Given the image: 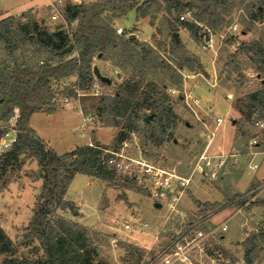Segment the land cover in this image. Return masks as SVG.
Segmentation results:
<instances>
[{"label":"rangeland","instance_id":"obj_1","mask_svg":"<svg viewBox=\"0 0 264 264\" xmlns=\"http://www.w3.org/2000/svg\"><path fill=\"white\" fill-rule=\"evenodd\" d=\"M68 1L88 3L94 0H64L56 8H52V0H0V19L9 15L17 18L22 13H27L39 27L48 31L61 28L69 30L74 23L67 25L62 17L63 6ZM178 1L183 4L184 10L180 12L173 10L171 15L165 12L163 0L137 1L136 10H133L136 15L145 11L144 18L152 26V33L147 22L135 21L133 11L128 12L119 24L113 25L114 29L120 26L125 33L132 32L135 30L134 27H137L141 39L147 40L151 34L150 42L156 53L153 55L155 63L147 69V79L166 87L169 102L176 115L171 128L172 139H165L157 144L132 137L127 140L123 152L128 156H142L166 168L175 169L181 174L189 173L193 160L206 147L211 154L224 151L235 154V157H228L214 179L195 176L174 211H170L165 203L155 207L153 201L157 200L143 189L138 191L126 189L118 184L104 182L84 174L75 175L66 192V197L72 201L75 210H57L56 214L85 226L93 236L95 234L100 255L106 264H146L171 243L173 236L176 237L187 225L195 222L196 226L205 232L219 226L213 236L203 240L201 248L194 249L198 259L195 264H244L243 240L257 231L263 223L264 179L258 178L264 175L263 155L253 159L259 168L249 170L258 177L252 175L249 184L242 183L244 170H247L250 164H255L251 159L252 152L264 149L251 142L253 139L256 141L262 139V128L245 121L248 110L243 97L260 85V78L256 74L257 65L253 63L251 54L244 52L240 45L242 42H257L264 46V0H221V4L214 9H211L209 1ZM256 6L262 7L263 12L262 15L252 18L250 11L255 13ZM197 13H202L206 21L216 20V25L210 27L213 35L212 47L203 48L204 40L200 43L192 40L198 51H214L212 55L216 73L212 93L216 98L211 96L210 85L203 79H197L193 94L200 103L197 105L189 99L187 101L189 106L184 93L191 90L190 86L184 83L181 73L183 69L180 71L174 68L176 60L169 53L171 45L169 22H173L181 14H187L188 19H192ZM233 25L237 26L235 30L231 28ZM181 29L186 30L179 27L178 31ZM182 37L190 45L187 34L182 33ZM105 56L111 58L110 62L99 63L103 73L110 77L113 84L118 82L115 77V71H119L118 69L124 77L130 75L131 66L127 62L123 63L119 51H108ZM12 57H16L18 64L25 62L37 64L46 58L45 54L38 52L36 47L30 44L23 45L13 55H9L0 42V69L7 70L12 67ZM201 59L204 66L211 69L210 59L205 57L204 53L201 54ZM179 76L181 83L178 85L174 82ZM73 83L75 78L65 81L59 87L61 89L63 85H67L69 88ZM168 88H176L177 92L171 93ZM55 93L53 106L59 109L58 112L46 117L42 115V118L34 119V122H39L45 128L50 140L48 144L56 152H65L87 141V134L94 131L92 139L88 142L92 144L98 143L95 140L110 141L109 144L113 142L118 128L103 127L96 113L100 95L95 96L87 92L81 96L71 97L70 105H64L62 99L69 95L68 92L57 90ZM109 93L105 86L103 94ZM230 107L234 110L231 114ZM79 108L86 117L85 121L78 112ZM209 109L213 111L214 117L225 119L216 132L218 142L223 141L222 136L231 134L230 125L236 132L234 125L236 120L244 123L248 135L234 137L231 145L225 143L222 148L214 141L209 144V132L215 131L216 128L209 115ZM238 109L244 114L241 115ZM13 123L14 117L9 122L2 123L0 128L11 126ZM3 146L4 143L0 144V152L4 151ZM0 171L2 173L0 226L16 247L11 257L36 259L42 255L38 242L25 235L26 226L35 207V197L41 188L39 166L34 158L21 155L18 160H9L7 164L0 166ZM117 179L124 180L122 177ZM236 193L243 195L242 206L232 204L231 199ZM121 198H126L127 201ZM195 201L200 205H196ZM203 207L206 209L202 210ZM132 210L137 221L132 220ZM77 218L80 220L76 221ZM143 220L149 221L151 226L145 233H140L138 223ZM125 223L131 228L125 229ZM222 223L227 226L226 231L221 230ZM155 236L159 238L157 243H154ZM192 255L193 252L190 253V257ZM9 257L0 255V264ZM253 264H264V247L259 251Z\"/></svg>","mask_w":264,"mask_h":264},{"label":"trees","instance_id":"obj_2","mask_svg":"<svg viewBox=\"0 0 264 264\" xmlns=\"http://www.w3.org/2000/svg\"><path fill=\"white\" fill-rule=\"evenodd\" d=\"M138 0H94L88 3L66 2L63 15L67 25H74L48 31L39 27L27 13L19 17L9 15L0 19V42L6 53L13 55L23 45L30 44L46 58L37 64L25 62L18 64L16 57L13 65L7 70L0 69V121L6 123L15 117L14 125L0 128V142L10 130H15V137L4 151L0 152V166L9 160H18L21 155L34 158L39 166L42 183L35 197V207L26 226V237L38 242L42 255L36 259L11 257L16 247L0 226V255L10 256L3 264H106L100 255L95 234L83 225L68 221L57 215V210L74 211L72 201L65 199L68 186L75 174H84L104 182L118 184L126 189L142 190L133 181H119L107 161L110 154L103 149L117 151L123 142L131 139L134 133L141 141L150 140L161 143L172 139V126L176 117L169 102V93L164 85H158L147 79V69L155 63L153 55L156 49L151 43L139 41L136 37L123 38L115 34L113 20L121 18L128 11L135 9ZM211 2V9L221 4V0H204ZM168 15L173 10H184L178 0H163ZM263 9L256 6L251 17L262 15ZM145 11L137 16L144 17ZM26 17V19H24ZM171 45L169 53L176 60L177 70L204 69L198 57L189 52L179 37L173 36L179 27L186 29L189 37L196 43L203 40L202 28L213 27L216 20H205L202 13L192 19L180 20L179 16L169 22ZM69 45L71 49L64 50ZM240 48L250 53L259 75L260 85L247 92L244 104L247 108V123L264 122V46L257 43L242 42ZM108 51H119L123 63L131 66L130 75L114 83L112 94L100 95L96 113L103 126L118 128L111 144L96 143L76 146L64 153H57L47 145L29 125V118L34 112L45 109L48 113L55 110L56 91H66L68 96L75 97V88L84 89L93 78L94 57H106ZM121 71L120 69H118ZM75 77L70 87L60 84L66 78ZM181 83V76L174 82ZM69 86V85H68ZM74 86V87H73ZM241 115L243 111L238 109ZM148 116L147 120L144 117ZM235 137L247 136L243 122L236 120ZM263 135L256 146L264 149ZM105 160V163H102ZM0 171V182H1ZM125 202L126 198H121ZM232 204L242 206L243 195L236 193ZM196 205H200L195 201ZM206 209L205 207L201 208ZM244 264H253L259 251L264 247V217L262 226L243 240Z\"/></svg>","mask_w":264,"mask_h":264},{"label":"built area","instance_id":"obj_3","mask_svg":"<svg viewBox=\"0 0 264 264\" xmlns=\"http://www.w3.org/2000/svg\"><path fill=\"white\" fill-rule=\"evenodd\" d=\"M64 0H52V8L61 5ZM61 13L59 12V16ZM64 18V15L62 14ZM180 20L188 19L187 14L179 15ZM65 20V19H64ZM73 24V23H72ZM231 28L235 30L236 25H233ZM116 34H123L126 37L130 36L132 33H125L123 28L116 27ZM202 36L204 43L202 44L203 48L212 47L213 35L209 27L203 26ZM102 82L94 74L92 81L84 89L75 88V97L81 96L87 92L95 96L102 95L105 90V86L109 89L110 93L114 92V86ZM74 87V86H73ZM168 91L171 93L177 92L175 88H168ZM73 96H65L62 99L64 105H70V100ZM192 102L197 104L196 98H191ZM187 102V100L185 99ZM190 106V104L187 102ZM78 112L82 114V110L79 108ZM17 116H14V118ZM85 120L86 117H83ZM222 119L220 117H213V122L215 126L221 123ZM84 124H82L83 127ZM255 125L262 128L264 122L257 121ZM214 131L209 132V137H212ZM131 137L135 138L136 135L131 133ZM255 144L257 141L253 139L251 141ZM9 145V144H8ZM4 145L2 148L7 147ZM88 145L94 146L91 142H88ZM127 145V141L123 142L119 150L113 151L110 149H103L104 152L109 153V159L107 163L112 166L118 178L129 179L133 181L138 187L147 191L149 195L157 200L156 202L165 203L167 208L170 211L177 209V205L182 197V195L190 188L194 177L199 176L207 179H214L219 171L224 167L228 157H235V154H229L227 152L221 151L219 153L211 154L208 152L207 147L203 150L192 162L190 171L187 174H181L175 169H169L162 165H159L155 162L149 161L142 156L133 157L126 155L123 150L124 146ZM102 163H105L103 160ZM252 168H256V164L249 165ZM222 231L227 230V226L222 223L220 225ZM125 229H130V225L125 223ZM150 228L147 222L138 223V231L145 233L146 230ZM218 227H213L207 232L203 231L201 228H198L195 223H190L185 227L183 231L177 233L176 237L173 236V239L167 247H165L160 253L156 254L152 260L146 264H195L197 261V255L195 248H201L203 245V240L213 236ZM159 242L158 236H155L154 243ZM193 252L194 255L190 257V253Z\"/></svg>","mask_w":264,"mask_h":264},{"label":"crops","instance_id":"obj_4","mask_svg":"<svg viewBox=\"0 0 264 264\" xmlns=\"http://www.w3.org/2000/svg\"><path fill=\"white\" fill-rule=\"evenodd\" d=\"M130 11H133L134 12V14H135V21L136 22H140V21H145V22H147L148 23V21H146V19L144 18V17H140V16H137L136 15V13H135V10H130ZM130 11H128V12H130ZM128 12H127V14H128ZM127 14L125 15V16H123V17H121V18H118V19H115V20H113V25H115V24H119V22L121 21V20H123L126 16H127ZM148 25H149V23H148ZM150 26V25H149ZM117 27H120V26H117ZM150 28H151V33H152V26H150ZM134 29L135 30H133L131 33H132V35L134 36V37H136L139 41H144V42H149V43H151L150 42V37H151V34H150V37H149V39H141L139 36H138V29H137V27H134ZM137 30V31H136ZM136 31V32H135ZM178 32V37L181 39V41L184 43V45L186 46V48L189 50V52L190 53H192V54H194V55H196L197 57H198V59L200 60V62H201V64H202V67H203V69H204V73L203 72H200L199 70H188V69H186V68H184L183 69V71H181V73H182V75H183V80H184V83L185 84H188V86H190V91L189 92H186V93H184V98L188 101L189 99H191V98H196L197 99V105L200 103V100L193 94V87L195 86V84H197V79H203L207 84H209L210 85V93H211V96L213 97V98H216L215 96V94L214 93H212V86L214 85V76H215V73H216V68H215V62H214V60H213V55H212V52H214V51H198L197 49H195V47H194V42L192 41V39L189 37V34H188V32L186 31V30H180V31H177ZM182 33H185V34H187V37H188V40H189V42H190V45H188V43H187V41H186V39L185 38H183L182 37ZM202 53H204V55H205V57H207L208 59H210V62H211V69H207V67L206 66H204V64H203V62H202V59H201V54ZM94 61H93V63H94V67H97V69H98V71H99V73L102 75V76H105V77H107V75H105L104 73H103V69H102V66L100 65L101 63H99L100 61H104V62H110V60L109 59H101L100 58V55H98V56H96V57H94V59H93ZM185 71H187V72H185ZM185 72V73H184ZM115 77H116V79L118 80V81H121L123 78H124V75L120 72V71H115ZM75 77H73V76H71V77H69V78H66L65 79V81H67V80H73ZM107 78H109V80H110V77H107ZM187 78V79H186ZM214 82V83H213ZM176 89V88H175ZM58 110L59 109H55L53 112H51V113H48L45 109H42V110H40V111H38V112H34L33 114H31V116H30V118H29V125H30V127H32L34 130H35V132L37 133V135L43 140V141H45L46 143H47V145L48 146H50L48 143H49V136H48V133L46 132V130H45V128H43L40 124H39V122L37 123V122H34V119H37V118H40L42 115L43 116H48V115H53V114H55V113H57L58 112ZM231 112H234V110L230 107V114H231ZM209 115H210V117H211V119L213 120V117H214V113H213V111H211V109H209ZM81 116H82V120L83 121H85L84 119H83V117H84V115L83 114H81ZM218 117V116H217ZM42 118V117H41ZM221 118V117H220ZM222 119V121H221V123L219 124V125H217L216 126V128H215V131H214V134H213V136L212 137H209V139H210V143L209 144H211L213 141L214 142H217V144H218V146H220L219 148H222L221 146H223V144H225V143H227V144H232L233 143V139H234V137H235V134H236V132H235V130H234V128H233V126L232 125H230V130H231V134L230 135H227V133H225V135H227V136H222V140L223 141H220L219 140V142H218V139L216 138V132H217V130H218V127L224 122V118H221ZM14 122H15V118H14ZM2 123H4V122H2V121H0V125L2 124ZM12 125H14V123L13 124H11V127H12ZM186 125H188V122H186ZM103 127H111V126H103ZM103 127H100V129L101 128H103ZM84 129V128H83ZM115 129V128H114ZM90 131H92V130H90ZM95 132V131H94ZM94 132H89V134H87V141H85V142H83V143H81V144H77V145H75V147L76 146H80V145H85V144H88V141L90 140V139H92V135H93V133ZM15 130L14 129H10L6 134H5V136L2 138V140H1V142H0V144H2V143H4V145H8L13 139H14V137H15ZM95 141H97V142H100V143H102V144H109V142H101V141H99V140H95ZM6 142H8V143H6ZM51 147V146H50ZM74 147V148H75ZM52 148V147H51ZM74 148H72V149H74ZM72 149H70V150H72ZM67 151H69V150H67ZM67 151H65V152H67ZM58 153V152H57ZM61 153H64V152H61ZM253 154H252V156H251V159H252V162H255L253 159H254V157H256V156H260V155H263L264 156V150L263 151H254V152H252ZM255 164L257 165V162H255ZM250 165H252V164H250ZM257 168H259V165H257V167L256 168H252V167H250L249 166V168H247V170H244V174H243V176H242V183L244 184V185H247V184H249V182H250V180H251V177H252V175H256L255 173H252V172H249V170H255V169H257ZM77 174H79V173H77ZM77 174H75V175H77ZM74 175V176H75ZM257 176V175H256ZM258 177V176H257ZM260 180H263L264 179V175H261L260 177H258ZM65 199L66 200H70V199H68L67 197H66V194H65ZM71 201V200H70ZM153 204H155V201H153ZM156 207V206H155ZM132 220H134V221H137V217L135 216V212L132 210ZM72 220H75V219H72ZM80 220V218H77L76 219V221H79ZM141 222H147L148 223V225L149 226H151L150 224V222L149 221H146V220H143V221H141ZM161 225V224H160Z\"/></svg>","mask_w":264,"mask_h":264},{"label":"water","instance_id":"obj_5","mask_svg":"<svg viewBox=\"0 0 264 264\" xmlns=\"http://www.w3.org/2000/svg\"><path fill=\"white\" fill-rule=\"evenodd\" d=\"M173 36H174L175 38H177V37H178V32H174V33H173ZM130 37L133 38L134 36L131 34ZM71 47H72V45H69V46L66 47L64 50L71 49ZM93 74H94L98 79H100L102 82H104V83H106V84H109V83H110L109 78H107V77H105V76H102V75L99 73L97 67H94V68H93ZM147 119H148V116L144 117V120H147ZM154 206L159 207V206H160V203H159V202H155Z\"/></svg>","mask_w":264,"mask_h":264}]
</instances>
